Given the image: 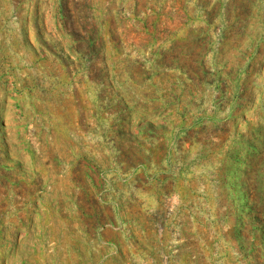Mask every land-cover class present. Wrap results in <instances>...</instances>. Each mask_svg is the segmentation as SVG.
I'll list each match as a JSON object with an SVG mask.
<instances>
[{"label":"rangeland","instance_id":"374dc122","mask_svg":"<svg viewBox=\"0 0 264 264\" xmlns=\"http://www.w3.org/2000/svg\"><path fill=\"white\" fill-rule=\"evenodd\" d=\"M0 264H264V0H0Z\"/></svg>","mask_w":264,"mask_h":264}]
</instances>
